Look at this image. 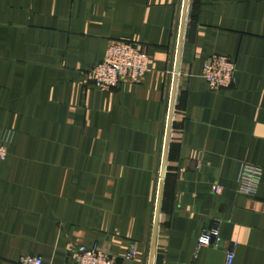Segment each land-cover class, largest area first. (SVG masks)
Wrapping results in <instances>:
<instances>
[{
    "label": "crops",
    "instance_id": "1",
    "mask_svg": "<svg viewBox=\"0 0 264 264\" xmlns=\"http://www.w3.org/2000/svg\"><path fill=\"white\" fill-rule=\"evenodd\" d=\"M184 3L0 0V264H72L79 246L150 264ZM120 42L150 70L103 92L90 72ZM215 55L237 67L217 92ZM246 164L263 169L252 196ZM232 244L233 264H264V0H190L153 264H227Z\"/></svg>",
    "mask_w": 264,
    "mask_h": 264
},
{
    "label": "built area",
    "instance_id": "2",
    "mask_svg": "<svg viewBox=\"0 0 264 264\" xmlns=\"http://www.w3.org/2000/svg\"><path fill=\"white\" fill-rule=\"evenodd\" d=\"M151 62L148 55L129 43H115L108 47L101 63L94 66L90 72L94 86L102 91L114 89L122 83L137 84L150 70ZM203 78L212 91H221L233 87L237 82V68L235 62L225 56H213L204 65ZM9 154L1 143L0 133V160L5 161ZM263 176V169L251 164L243 166L240 175V194L252 196L257 193ZM215 193L219 194L221 188L216 186ZM220 242L218 227L206 229L197 241V253L202 248L216 246ZM235 245H231L227 253V264L235 261ZM136 257L135 249H131L124 258L131 262ZM18 264H43L40 257L25 255ZM72 264H124L100 247L88 248L79 246L76 249L75 261Z\"/></svg>",
    "mask_w": 264,
    "mask_h": 264
},
{
    "label": "water",
    "instance_id": "3",
    "mask_svg": "<svg viewBox=\"0 0 264 264\" xmlns=\"http://www.w3.org/2000/svg\"><path fill=\"white\" fill-rule=\"evenodd\" d=\"M189 2L190 0H185L184 9H183L181 21H180V31H179L178 46H177L176 65H175V71H174L172 100H171L170 110H169V119H168V127H167V133H166V141H165L166 143H165V149H164V155H163L161 180H160V185H159L158 203H157L156 219H155V231H154V236H153V246H152L150 264H153V254H154V250L156 247L159 228H160V217H161V212H162L164 188H165V182H166V177H167L171 135H172V128H173V123H174L175 104H176V96H177V90H178V79H179V74H180V62H181L183 45H184V35L186 31V24H187V18H188Z\"/></svg>",
    "mask_w": 264,
    "mask_h": 264
},
{
    "label": "rangeland",
    "instance_id": "4",
    "mask_svg": "<svg viewBox=\"0 0 264 264\" xmlns=\"http://www.w3.org/2000/svg\"><path fill=\"white\" fill-rule=\"evenodd\" d=\"M217 56H223V55H217ZM225 57H227V56H225ZM229 58V57H228ZM231 59V58H230ZM235 65H236V63H235ZM237 68V67H236ZM202 79H204L203 78V72H202ZM204 81H206L205 79H204ZM207 83V82H206ZM138 84V83H137ZM132 85H135V84H132ZM209 86V85H208ZM119 87V86H118ZM118 87H116V88H114V89H117ZM210 88V87H209ZM100 90V89H99ZM111 90H113V89H111ZM111 90H109V91H111ZM102 91V90H101ZM103 92H107V91H103ZM0 133H1V143L4 145V147L6 148V150H7V152H8V154H9V151H8V148H7V146L5 145V143L3 142V133H2V131L0 130ZM217 185H215L214 186V188L216 187ZM215 192V191H214Z\"/></svg>",
    "mask_w": 264,
    "mask_h": 264
}]
</instances>
